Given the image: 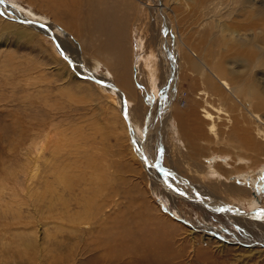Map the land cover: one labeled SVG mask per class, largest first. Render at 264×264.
Returning a JSON list of instances; mask_svg holds the SVG:
<instances>
[{"label":"rangeland","instance_id":"rangeland-1","mask_svg":"<svg viewBox=\"0 0 264 264\" xmlns=\"http://www.w3.org/2000/svg\"><path fill=\"white\" fill-rule=\"evenodd\" d=\"M135 3L0 0V264H133L137 255L120 250L119 225L125 221L127 239L149 223L165 226L149 239L150 261L264 264V222H250L264 220V157L231 136L246 129L258 140L264 131V110L258 114L262 122L252 116L264 106H256L260 99L249 92L255 85L264 89V67H248L236 57L251 49L262 53L251 41L255 30L245 23L260 20L264 0ZM92 6L124 17L120 45L128 53L121 62L120 47L111 48L110 41L119 35L92 28ZM240 23L247 28L236 27ZM122 69L131 90L119 85ZM240 80L244 94L235 90ZM206 109L217 116L214 130ZM181 113L188 114L180 119ZM237 154L243 162L233 161ZM58 156L62 167L64 159L73 162L69 185L48 169ZM233 184L250 188L256 206L231 192ZM83 193L93 200L85 203L90 217H105L103 234L98 221H71L59 213L64 198L70 211L82 208ZM203 198L222 206L209 209ZM104 199L107 210L98 213ZM160 241L173 254L154 253Z\"/></svg>","mask_w":264,"mask_h":264},{"label":"bare ground","instance_id":"bare-ground-1","mask_svg":"<svg viewBox=\"0 0 264 264\" xmlns=\"http://www.w3.org/2000/svg\"><path fill=\"white\" fill-rule=\"evenodd\" d=\"M123 1H127V3L129 4V6L130 5H132L133 6V4H136L135 3V1L137 2H139V0H123ZM141 1V0H140ZM92 4V3H91ZM90 4V5H91ZM122 4H124L125 5V2H122ZM147 5V4H146ZM115 7V6H114ZM156 7H158V5H156ZM120 9V8H119ZM89 12L92 14V13H94V12H96V18H95V21H93V25H91L92 26V28H96L97 30H99V31H110L109 33L110 34H117V35H119V37H118V39H116V38H113L112 40H110L111 42H112V45H111V48H115V47H117V46H119L120 47V50L118 51V56L120 57V59H117V61H122L123 59H124V57L127 55V49H125V48H123L120 44L121 43H123V38H124V36H123V32L125 33L126 32V30H125V25H124V21H123V18L124 17H121V19L120 18H118V14L117 13H113V10H112V13L111 14H108L109 16H107L105 13H100V11L98 10V11H96V8H94L93 6L92 7H90L89 8ZM108 12H111V11H108ZM259 12V11H258ZM260 12H261V10H260ZM119 13H121V10L119 11ZM90 14V15H91ZM116 14H117V17H116ZM262 15V14H261ZM128 18H129V16H128ZM15 19V18H14ZM89 21H91V20H89ZM30 22V24H34L35 22H32V21H29ZM85 23V22H84ZM92 23V22H91ZM128 24V23H127ZM126 24V25H127ZM239 24V23H238ZM88 26V25H87ZM91 26H89V27H91ZM127 26H129V25H127ZM234 26H235V24H234ZM245 26H248V27H251V28H253L255 31H254V35H255V37L257 38V39H253V40H251L252 42H253V44H254V41L256 42L255 43V45H256V47L257 48H259L260 50H261V54L259 53V52H256V50H254V49H251L250 51H249V53L246 55V56H244V58H241L238 54H236V57H237V59H239V60H241L242 62H244L243 64H245L246 66H248V67H251L250 65H252V64H254V66H258L259 68H263L264 67V15H262L261 16V18H260V20H258V21H256V20H249L248 22H246L245 23ZM118 27H120V29H118ZM236 27H240V28H244V29H246L247 27H244V25L243 24H241L240 23V25H237L236 24ZM128 28V27H127ZM184 29V28H183ZM233 29V28H232ZM256 30H261V31H259V32H256ZM113 31H117V32H113ZM232 32H234L235 33V31H237V30H231ZM239 31V30H238ZM88 33H91L90 31H87ZM118 32H120L119 34H118ZM186 32V31H185ZM88 35V34H87ZM89 37V38H88ZM88 41L89 42H91V34L90 35H88ZM116 39V40H115ZM122 39V40H121ZM245 40V39H244ZM109 41V44L111 43ZM242 43V42H241ZM116 44V46H114ZM90 45H91V43H90ZM249 45H251L250 43L247 45V47L249 48ZM251 46H253V45H251ZM235 47V46H234ZM239 47V46H238ZM244 47H246V46H244ZM254 47V46H253ZM241 48H242V46H241ZM248 48H246V50L248 49ZM252 48V47H251ZM256 49V48H255ZM241 50V49H240ZM245 50V51H246ZM242 51H243V48H242ZM126 52V53H125ZM247 53V52H246ZM116 54V55H117ZM242 54V53H241ZM235 57V58H236ZM151 63V62H150ZM121 65H126V64H119V66H118V69L120 68L121 69ZM97 66V65H96ZM121 66V67H120ZM147 67H148V65H147ZM149 67H150V65H149ZM221 68V72L223 73V74H226L227 73V70L225 69V66H221L220 67ZM250 69V68H249ZM123 71L125 70V69H122ZM151 71L153 70V68L152 69H150ZM220 70V69H219ZM255 70V69H254ZM229 72V71H228ZM123 73V72H122ZM235 73V72H234ZM248 73V72H247ZM118 74H121L120 72L118 73ZM125 77H122V75H121V77H117V79L118 78H120V84L119 85H121L123 88H125V89H127V88H129L128 90H131L130 89V84H129V80H128V78H126L128 75H127V71L125 70ZM230 74V73H229ZM243 75V74H242ZM216 76V75H215ZM232 76V75H231ZM230 76V77H231ZM252 76V75H251ZM250 76V77H251ZM217 77V76H216ZM218 78L220 79V82H221V84L223 85V86H225L226 87V85L228 84L224 79H222V78H220L219 76H218ZM242 78V77H241ZM246 79H247V77H246ZM252 79V78H251ZM249 80V79H248ZM250 81V80H249ZM242 82H243V80H242ZM230 85H231V83H230ZM250 85V84H249ZM234 86V85H233ZM132 87V86H131ZM218 88V87H217ZM232 88V87H231ZM248 88V87H247ZM235 90L237 91V92H239L240 94H244L245 92H246V86L243 84V83H241V80H240V82H238V83H236L235 84ZM250 90L252 91L251 93L256 97V98H258V100H259V102H257L256 101V106H258V107H262V106H264V89L263 90H259L258 89V87L255 85V87L253 86V88L251 89H249V92H250ZM223 91V90H222ZM254 99V98H253ZM257 100V99H256ZM243 103V102H242ZM250 104V103H249ZM248 104V105H249ZM257 108V107H256ZM172 109V108H171ZM248 110H250V109H248ZM256 112V114L257 115H254V113H252V110H251V113H252V116L256 119V117H257V119L259 120V121H261L262 122V120H263V118H261V115H259L258 116V114H260V110H264V109H254ZM188 111V110H187ZM205 115H204V117H206V119H209V120H212L213 119V124H212V126H213V129L212 130H214V129H216L215 127H216V123H215V120H214V118L215 117H217V116H215L212 112H210L209 110H205ZM186 114H188V113H185V114H179V118L181 119L182 118V116L184 115L185 117H186ZM183 116V117H184ZM234 116V115H233ZM263 116V115H262ZM179 119V120H180ZM188 119V118H187ZM262 119V120H261ZM184 121H185V118H184ZM257 121V120H256ZM187 123H189V122H187ZM210 125H211V123H210ZM185 126H187L188 127V125H185ZM184 130V129H183ZM240 130H241V128H240ZM260 130V129H259ZM259 130H257V131H259ZM192 131L195 133V134H198V131H199V129H196V126L192 129ZM243 133L242 134H239L238 133V131L236 130V129H234L232 132H231V136H234L233 138L235 139V138H237V139H239V141H241V144L239 145V147H241V148H248V149H250V150H252V152L255 154V156H260L261 154H263L264 155V131L262 130V131H260V135L262 136H259L261 139H262V141L261 140H256L257 139V137H255L257 134H254V135H250L251 133H249V130L247 131L246 129H244V130H241ZM247 132V133H246ZM253 132V131H252ZM181 133V132H180ZM259 133V132H258ZM216 134H217V132H216ZM182 135V134H181ZM201 135V134H200ZM190 143V142H189ZM191 144V143H190ZM49 145V144H48ZM56 146V145H55ZM53 147H54V145H53ZM59 147V146H58ZM55 149V148H54ZM245 150V149H244ZM54 151V150H53ZM56 151V150H55ZM53 152V154L55 153L56 154V152ZM240 152V151H239ZM43 153V152H42ZM247 153H249V152H247ZM57 155V154H56ZM263 155H261L262 157H264ZM66 156H67V154H66ZM65 156V158H68V157H66ZM40 157H41V155H40ZM236 159L235 160H233V161H235V163H238V162H243L244 161V159L242 158L243 157V155H242V157L239 155V154H237L236 155ZM62 157H60V156H58L57 158H55V160H56V162H55V164H54V167L52 168L51 166H52V164H49V165H51L50 167L48 166V169H50L52 172L54 171V172H56V174H57V179H58V176L60 177V179L61 180H63V184L65 183V184H67V185H69L68 183V179L70 178V176L71 175H73V171H74V168L72 167V163H70V162H67V160L66 159H64V161H62L63 162V167H62V165H60L59 164V161H60V159H61ZM212 158V157H211ZM215 158V157H214ZM245 158V157H244ZM35 159H37V158H35ZM210 159V158H209ZM208 159V160H209ZM250 159V158H249ZM264 159V158H263ZM54 160V161H55ZM216 160H217V158H216ZM248 160V159H247ZM51 161V160H50ZM211 161L213 162V160H210V163H211ZM214 161H215V159H214ZM33 162V161H32ZM222 162V161H221ZM225 162H227V161H225ZM38 163V162H37ZM36 163V164H37ZM49 163V162H48ZM209 163V164H210ZM216 162H214V164H215ZM228 163V162H227ZM33 164H35V163H33ZM48 165V164H47ZM216 165V164H215ZM36 166V165H35ZM38 166V165H37ZM40 166V168H41V165H39ZM45 167V166H44ZM226 167H229L230 168V164H226ZM36 168V167H35ZM50 170H49V172H50ZM31 171V170H30ZM36 171V170H35ZM212 171H214V170H212ZM248 171V170H247ZM252 171V170H251ZM42 172H43V170H42ZM76 172V171H75ZM81 172V171H80ZM36 173V172H35ZM67 173V174H66ZM250 173V172H249ZM252 173H255L254 171L252 172ZM251 173V174H252ZM37 174V173H36ZM45 174H47V173H45ZM76 174V173H75ZM85 173H83V175H84ZM261 175V174H260ZM45 176V175H44ZM66 176V177H65ZM245 175L244 174H242V176L241 177H244ZM247 176V175H246ZM262 176V175H261ZM29 177V176H28ZM31 177V176H30ZM30 177H29V179H30ZM40 177V176H39ZM219 177H221V176H219ZM32 178V177H31ZM34 178V177H33ZM36 178V177H35ZM41 178V177H40ZM83 178V180L85 181V176H83L82 177ZM249 178V177H248ZM219 179V178H218ZM28 180V179H27ZM26 180V181H27ZM33 180V179H32ZM43 180H45V178L43 179ZM51 181H53L52 179H50ZM82 180V179H81ZM82 180V181H83ZM238 180V179H237ZM25 181V182H26ZM49 180H47V182H48ZM251 181V180H250ZM58 182H60V181H58ZM251 182H253V180L251 181ZM255 182V181H254ZM53 183H55V182H53ZM53 183H50V184H53ZM79 183V182H78ZM77 183V184H78ZM82 183V182H81ZM245 183V182H244ZM37 184V183H36ZM59 184V183H58ZM57 184V185H58ZM74 184H75V182H74ZM84 184V183H83ZM241 183H239L238 185H240ZM31 185V184H30ZM60 185V184H59ZM237 184H233L230 188V190H231V192H234L235 194H237V195H239L240 197H241V199L242 200H246L247 201V199H249L250 201H251V203L253 204V205H255L256 206V203L254 202V199H252V198H250V197H248L249 196V193H250V188L248 189V187H246V186H244V185H241V186H238ZM249 185H251L250 183H249ZM253 185V184H252ZM259 185L260 186H264V182L263 181H259ZM50 186V185H49ZM86 186V185H85ZM248 186V185H247ZM84 188V187H83ZM262 188V187H261ZM89 189V188H88ZM87 189V190H88ZM29 190V189H28ZM61 190V189H60ZM65 189H63V191H64ZM37 191H39V189L37 190ZM55 191V190H54ZM32 192H34L33 190H32ZM83 192V191H82ZM40 192H38V194H39ZM62 193V192H61ZM60 193V194H61ZM84 193H85V191H84ZM84 193H83V195H84ZM47 194V193H46ZM63 194H65V193H63ZM67 194V193H66ZM88 194V193H87ZM196 194H198L199 195V193H194V196H197L198 197V195H196ZM31 195V194H30ZM42 195V194H41ZM58 195V197L57 198H61V196L59 195V194H57ZM89 195V194H88ZM43 196V195H42ZM44 196H45V199H46V195L44 194ZM76 196V195H75ZM78 196V195H77ZM85 196L86 195H84V197H83V199H80L79 197V201H78V203H82L83 205H82V208H80L79 210H76L75 212L73 211H70V200H69V202L68 201H66V200H64L63 198V200H61V202H62V204L64 205L63 207H64V210H62V211H59V213H60V215L61 216H65V215H69V218H70V220L72 221H74L75 219L76 220H78V219H90V221L92 220H94V221H98V225H97V227L99 228H97L99 231L98 232H101V228L105 225V223H106V220H105V217L103 216V214H101L100 215V217L99 216H94L93 214V216L94 217H90V214L92 213V211H91V213H90V208L89 207H85V203H86V205H89L88 204V202L89 203H92V199H88L87 197L85 198ZM112 196V195H111ZM47 197H49V196H47ZM52 197V196H51ZM63 197V196H62ZM90 197V196H89ZM113 197V196H112ZM237 197V196H236ZM70 198V197H69ZM238 198V197H237ZM48 199V198H47ZM53 199V198H52ZM77 199V198H76ZM76 199L74 200V201H76ZM85 199H86V201H85ZM110 199V198H109ZM114 199V198H113ZM212 199V198H211ZM54 200V199H53ZM53 200L51 201V205L52 206H55V203L53 202ZM57 200V199H56ZM107 200V199H106ZM106 200L104 199V200H102L101 202H99V204H98V206L99 207H97V209H96V211L98 210V213H104V212H106V210L104 211V209H105V207H107L106 205L108 204V202H106ZM203 200H205L204 198L202 199V202L203 203H201V204H203V205H206L208 208L209 207H211V206H213L212 208H217V207H221L222 206V204H221V201H219L218 203H216V204H214V203H211V204H209L208 205V203L206 204ZM55 201V200H54ZM109 201V200H108ZM215 202V201H214ZM40 203V202H39ZM110 203H111V201H110ZM113 203V202H112ZM36 204V203H35ZM44 204H46V203H44ZM96 204V203H95ZM250 204V203H249ZM39 205V204H38ZM50 205V204H49ZM48 205V206H49ZM112 205V204H111ZM41 206H43V205H41ZM61 206V205H60ZM79 206H81V205H79ZM251 206V205H250ZM46 207V206H45ZM51 207V206H50ZM49 207V208H50ZM58 207V206H57ZM73 207V206H72ZM92 207V206H91ZM42 208V207H41ZM114 208H116V207H114ZM207 208V209H208ZM223 208V207H222ZM62 209V208H61ZM210 209V208H209ZM117 210V209H116ZM211 211V210H210ZM48 212V211H47ZM58 213V212H57ZM58 213V214H59ZM51 214V213H50ZM118 214V213H117ZM108 215V214H107ZM139 215H141V213L139 214ZM116 216V215H115ZM118 216V215H117ZM113 217V216H112ZM111 217V218H112ZM121 217V216H120ZM66 218V217H65ZM67 219V218H66ZM144 219L145 220H147L148 221V219H150L149 218V215L148 214H144ZM263 219V218H262ZM58 220V219H57ZM122 220V219H121ZM70 221V222H71ZM80 221V220H79ZM85 221V220H84ZM87 221V220H86ZM93 221V222H94ZM114 221H115V219H114ZM117 221H119V219L117 220ZM124 220H122V222H123ZM264 222V220H261V219H259V218H254V220H251L250 219V222L251 223H254V225L255 224H258V222ZM80 222H83V221H80ZM87 222H89V221H87ZM86 222V223H87ZM121 222V223H122ZM160 222V221H159ZM158 222V223H159ZM74 223V222H73ZM76 223V222H75ZM78 223V222H77ZM76 223V224H77ZM96 223V222H95ZM100 223V224H99ZM118 223V222H117ZM148 223V222H147ZM172 223V222H171ZM175 223V224H174ZM59 224V223H58ZM83 224V223H82ZM92 224V223H91ZM120 224V223H119ZM150 225H147V226H144V229H142V233H133V235L131 236H129V239H127V232L125 231V227L126 226H128L129 224H127L126 223V221L125 222H123L121 225H119V227H121L122 228V230H120V234H119V238H124L126 241H124V239H120V242H121V246H120V250L122 251V252H124L125 250H127V251H129L130 253H132V256H134V254L135 255H137V257H138V259L135 257V259L133 260V264H167V263H165L164 261H162V260H160V259H155L154 261H150L149 260V253L151 252V249H152V251H153V248H152V246H151V241L149 240V239H156V235H155V232L157 233L158 231H163L164 230V228H165V226H162V223L160 222V228H156V225L154 226V224H156V223H149ZM86 225H88V224H86ZM96 225V224H95ZM145 225V224H144ZM172 225H173V227H174V230L175 229H177L178 228V225L176 224V222H173L172 223ZM62 226V225H61ZM72 226V225H71ZM114 226H116V225H114ZM155 227L153 230H152V228L151 227ZM74 227H76V226H74ZM117 227V226H116ZM115 227V228H116ZM249 227V226H248ZM65 228V227H64ZM90 228V227H89ZM114 228V229H115ZM182 228V227H181ZM57 229V228H56ZM72 230H75V229H73L72 228ZM102 230H103V228H102ZM117 229H115L114 231H116ZM104 232H106L105 230H103ZM155 231V232H154ZM167 231H168V229H167ZM187 233L189 232V230H185ZM98 232H97V234H98ZM104 232H101L102 234L104 233ZM112 232V231H111ZM154 232V233H153ZM117 233V232H116ZM196 235V234H195ZM113 236V235H112ZM137 238H143V239H139V240H137V242H136V247L134 246L135 245V242H134V240L135 239H137ZM95 239V238H94ZM96 239H98V238H96ZM103 241V240H102ZM101 241V242H102ZM182 242V241H181ZM213 241H211V242H208V244H211ZM29 243V242H28ZM160 244H161V249L160 248H155V251H154V253H157V255H159V254H164L165 253V255H169L170 253H172L173 254V252H174V250L173 251H171V249H169V248H167L166 246H165V242H163V241H160L159 242ZM183 243V242H182ZM215 243V242H214ZM214 243H213V245H214ZM186 244V243H185ZM184 244V245H185ZM182 245V244H181ZM188 245H189V242H188ZM222 245V244H221ZM185 246H187V244L185 245ZM192 246V245H191ZM212 246V245H211ZM214 247V246H213ZM139 248L140 249V251H138L137 249ZM186 248V247H185ZM193 248V247H192ZM194 249V248H193ZM214 249V248H213ZM212 249V250H213ZM228 249H229V247H228ZM182 250V249H181ZM186 250V249H185ZM188 250V249H187ZM206 250V249H205ZM205 250L203 251V252H205ZM201 250L200 249H198L197 250V254H198V256L200 257V254L201 253H199ZM254 251V250H253ZM202 252V251H201ZM182 253V252H181ZM138 254H140V255H138ZM180 254V253H179ZM206 254H208V253H206ZM205 253H203V256H205L206 255ZM167 257V256H166ZM208 257H209V255H208ZM215 257V256H214ZM213 257V258H214ZM217 257V256H216ZM201 260V259H200ZM198 261V260H197ZM211 262V261H210ZM209 262V263H210ZM212 263V262H211ZM215 264V263H214Z\"/></svg>","mask_w":264,"mask_h":264},{"label":"crops","instance_id":"crops-1","mask_svg":"<svg viewBox=\"0 0 264 264\" xmlns=\"http://www.w3.org/2000/svg\"><path fill=\"white\" fill-rule=\"evenodd\" d=\"M128 53V52H127Z\"/></svg>","mask_w":264,"mask_h":264}]
</instances>
